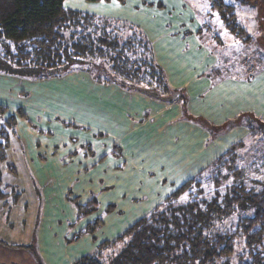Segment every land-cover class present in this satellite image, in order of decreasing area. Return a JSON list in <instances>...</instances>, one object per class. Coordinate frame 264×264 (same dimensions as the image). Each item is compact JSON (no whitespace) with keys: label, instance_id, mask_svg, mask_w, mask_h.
<instances>
[{"label":"trees","instance_id":"16d2710c","mask_svg":"<svg viewBox=\"0 0 264 264\" xmlns=\"http://www.w3.org/2000/svg\"><path fill=\"white\" fill-rule=\"evenodd\" d=\"M67 1L0 0V75L42 81L87 65L89 73L94 68L98 74L94 79L100 85L172 101L176 93L167 87L150 39L138 25L71 9ZM211 1L220 20L247 42L235 7ZM9 109L0 103V165L7 161L16 135L17 118ZM17 116L25 118L26 113L20 108ZM247 118L264 133L263 120ZM243 147V141L232 145L115 240L73 264H264V160L245 167ZM6 197L0 171V202ZM97 204L76 205L78 219L95 212ZM118 245L119 252L105 259L104 252Z\"/></svg>","mask_w":264,"mask_h":264},{"label":"crops","instance_id":"0c3cea01","mask_svg":"<svg viewBox=\"0 0 264 264\" xmlns=\"http://www.w3.org/2000/svg\"><path fill=\"white\" fill-rule=\"evenodd\" d=\"M81 1L91 4L85 0ZM153 1L126 0L125 4L101 1L92 3V5L98 4L103 7L92 14L130 21L146 33L153 44L156 60L166 72L172 88L185 91L186 108L194 118L181 121V105L177 102L156 100L138 93H134L133 96L140 101V105L132 107L131 97L124 96L117 86H101L92 83V80L89 83L88 79L83 80V77L78 74H70L66 76V81L63 83L67 92H74L73 99L72 96L70 99L76 100L73 106L76 111L71 112L70 109H66L74 114L70 121L79 129L71 134L76 137L74 143H72L73 139L68 138L70 136H66L65 144L58 150L62 151L61 153H67L68 150L70 154H73L74 160H68L66 154L64 156L62 154L58 158L60 163L56 161L53 163L56 167H63V165L69 166L71 161H74L75 164L72 166L76 169L75 171L81 168L91 169L86 173L87 175L75 178V182L84 180L90 185L100 183L105 184L107 188L114 189L110 191L111 193L106 192L105 200L108 205H117L116 214L122 210L124 215L135 216V220H132L129 225L165 200L179 187V184H184L201 169L206 168L218 156L217 152L219 150L221 153L224 152L229 147L232 137L243 131L234 128L225 133H219L217 140L209 144L208 140L212 132L208 126L220 127L247 116L264 120V69L253 76L215 80L208 72L212 73L217 67L218 58L208 46L210 42L203 41L199 32L202 25L200 20L182 17L180 12L183 3L179 0H159L158 4L156 3L157 6ZM148 3L153 5L150 6ZM72 75H74L73 85L67 82ZM83 83L89 89L91 88L92 93L84 95L87 89L83 88ZM100 91L102 95L98 94ZM0 103L6 105L9 102L6 99ZM118 103L123 105L122 113L115 110V105ZM22 106L23 104L14 109L17 110ZM8 107L14 114L12 105L8 104ZM79 109L90 112V116L86 113L82 114ZM24 112L27 114L25 110ZM68 112L67 116L70 115ZM53 117L55 119V115ZM199 119L204 123L196 121ZM31 120L32 118L29 117L28 121ZM48 123L52 124V121L45 124ZM45 124L38 123L37 125L46 127ZM24 127L26 128L25 125ZM178 136H182L194 145L191 151L193 155L196 154L195 158H192L193 155H187V159L183 157L180 160L178 154L183 149H180L182 145L177 144ZM115 145L122 150L120 156L114 154ZM26 151L29 153L28 148ZM212 152L213 155H211ZM37 153L36 159L40 158ZM54 156L52 153L50 159L42 158L45 161L43 164L37 163L38 161L34 156L31 157L30 153L28 159L31 162L35 161L32 167L38 166L43 169L52 164ZM182 160H187L188 163L181 166ZM44 177L46 192L50 176L45 175ZM73 182V180L68 181V184L71 185ZM132 187H135L134 190ZM140 199L148 201V206L146 201L136 203ZM63 207L65 208L60 210L58 216L62 214L64 216L67 213L68 216L75 215L76 209L72 206L67 204ZM43 215L52 217L56 214L44 212ZM109 217L106 220L112 219ZM65 220L67 218L63 217L59 221L62 225L54 226L61 227V230L65 231L66 227L63 226ZM108 225L106 226L108 235L119 230V228L116 230L109 228ZM47 227L49 230L53 229L52 224ZM78 228H83V225L80 223ZM65 234L66 232L60 239L59 236L49 231L44 236L46 237L45 242L41 239L43 241L41 247L57 245L58 242V246L62 243L64 245L62 240L67 236ZM96 245L91 238L84 237L79 243L72 244V248L77 249H72L71 259H46L47 264H73L80 254L85 251L92 252ZM73 250H78L76 255ZM68 255L66 256L69 257Z\"/></svg>","mask_w":264,"mask_h":264},{"label":"rangeland","instance_id":"374dc122","mask_svg":"<svg viewBox=\"0 0 264 264\" xmlns=\"http://www.w3.org/2000/svg\"><path fill=\"white\" fill-rule=\"evenodd\" d=\"M158 1L159 0L153 1L155 6H157L156 3ZM179 1L183 3V8L180 12L182 17L200 20L202 25L199 32L203 37V41L210 42L208 46L216 53L218 65L214 68L212 73L211 71L208 72L215 80L229 77L238 78L241 76H253V74L264 69V0H253L254 2L252 4H245V0H224L225 3L235 7L237 25L240 28L242 27L245 31L244 33L242 32L244 38L247 39V37H249L247 42L232 33L220 20L218 12L212 9L213 5L211 0ZM248 1L251 2V0ZM255 1L259 3V6H256ZM66 3L71 9L90 14L100 11L103 8L102 5L87 4L81 0H68ZM150 43L153 47L151 40ZM155 61L158 64L156 56ZM88 67L87 65L80 66L75 72L72 71L63 76L52 77L42 81L25 80L21 78H14V80H12L13 78H8L5 75L0 76V101H6L7 99L9 103H6V105L8 106V104H11L13 109L23 104L22 108H20L22 111L25 110L27 112V116L21 118L17 116V110L20 108L12 111L14 114L11 115L17 118L16 135L11 138V145L7 151V161L0 165L3 188L7 195V197L0 202V264H47L46 259H71L72 256L70 254L72 249H77L72 248V244L79 243L84 237L91 238L94 245L97 244L96 248L90 253L85 251V253L80 254L78 257L80 258L93 253L100 245L102 246L104 242L115 240L124 230L131 226L129 225L131 221L135 220V216L131 217L129 214L124 215L122 210L116 214L117 205L107 204L108 202L105 200V194L106 192L108 193L114 190L111 187L107 188L105 184L100 183L99 185H90L84 180L78 183L75 182V178H79L81 175L82 177L83 175H87L86 173L90 172L91 169L81 168V170L75 171L76 169L72 166L75 164L74 161H71L69 166L63 165L64 168L53 165V163L56 162L60 163L58 158H60L62 154L63 156L66 154L68 160H74L73 154H70L68 150V154L64 152L61 153L62 151L60 152L58 148L65 144L66 136H70L68 138L70 140L73 139L72 143H74L76 137L75 135L71 136V134L79 129L76 124L70 121V118L74 115L71 114V112L76 111L73 109L76 100L70 99V96H72L73 99L74 92H67L63 82L66 81V76L78 74V76L83 77V80L88 79L89 83L92 80V83L99 84L95 80L98 74L94 68L89 73L87 70ZM162 70L164 71L163 68ZM164 74L166 76L167 87L176 93H170L172 99L171 103L177 102L181 105L182 112L180 120L186 121L194 118L192 117V113H189L186 108L187 101L185 91L172 88V83L168 81L165 71ZM67 82L73 85L74 75L68 78ZM82 86L83 88L85 87L88 92H86L87 94L84 93V95L92 93L91 88L89 89L87 85L85 86L83 83ZM116 89L118 88L116 87ZM158 90L162 95H165L166 91L164 88H158ZM102 91L98 92V94L100 93L99 95H102ZM120 91H122V94L124 93V96L131 97L132 107L140 105V101L133 96L134 93L125 92L121 89ZM5 95L6 98H4ZM66 108L68 110L70 109L69 111L71 112H68ZM80 110L81 109H79V111ZM115 110L122 113L124 110L123 105L120 103L116 104ZM67 112L70 114L69 116L66 115ZM80 112L90 116V112L84 109ZM53 115H55L56 120ZM29 117L32 118L30 122L28 121ZM239 119L240 120L237 119L232 121L233 125L230 126L227 124L220 127L208 126L212 132L208 143L210 144L217 140L219 133L222 134L234 128L242 129L244 132L242 131L240 134L234 135L229 141L230 144L228 143L229 147L227 149L243 141L244 147L241 153L245 159V163L243 162V164L246 167L250 163L259 162L261 159L264 160V133L258 129V125L254 123L253 119L247 117ZM33 121L42 124L52 121V124L48 123L45 124L46 127H43L44 125L38 126V123ZM196 121L204 123V121L200 119ZM21 123H23V125ZM66 123L68 124L66 125ZM34 124H36L38 128ZM251 127L254 128L252 132L250 130ZM177 138V144L182 145L180 149H183L178 154L180 160L183 157L187 159V155L192 156L191 150L194 145L188 140L183 139L182 136H178ZM231 142L233 144H231ZM68 144L70 143L68 142ZM27 148L31 157L34 156L35 159L37 158L36 153L38 152L37 154H39L40 158L36 159L38 161L37 163L43 164L45 161H43L42 158L50 159L52 153L55 155V158H53L52 162L50 160L52 164L46 168L44 167L42 169L38 166L32 167L31 165L35 163V161L31 162V160L28 159L29 153L26 151ZM115 148H118L117 152L120 156L122 150L117 145H115ZM227 149H225L224 152ZM224 152L221 153L219 150L217 152L218 156L215 159ZM213 154L212 152L211 155ZM195 157L196 154L192 156V158ZM215 159H213V161ZM187 163V160H182L180 165L183 166ZM123 169L124 168H122V170ZM250 171L253 173L255 172L254 169ZM252 172H250V174ZM43 174H45L46 177L50 176L49 183H47L49 188L47 187L46 192V185L44 184L45 175ZM179 175L180 173L177 176L179 177ZM262 176L264 178L263 174ZM72 180L74 181L73 184L69 185L68 181ZM59 182L61 184H59ZM180 186H182V184H179V187ZM129 187L131 188V184ZM134 188L135 187H132V190H134ZM100 199L102 201H100ZM94 200L98 202L97 205H93V208L96 209L95 212L87 217L78 219L79 215L75 206L78 204L82 206L88 205ZM144 201L140 199V201L136 203H143ZM146 202L148 206V201ZM67 204L76 209L75 215L68 216L67 213V215L65 214L64 216L63 214L58 216L60 210L65 208L63 206ZM111 206H113V208ZM44 212H46V214L50 212L56 215L52 217L48 215L44 216ZM112 214H115V216ZM109 216L112 217V219H109L111 221L106 220ZM63 217L67 218V220H65L66 222H63V226L66 227L65 231H63L66 232L65 235H67L65 239L63 238L62 240L64 241V245L62 243L58 246V242L57 245H50L45 248L41 247L43 241L45 242L46 240L44 236H46L49 231L62 239L61 236L64 232L61 230V227L56 228L54 225H62V222L59 221ZM106 221L108 223L110 222V224L108 225ZM80 223L83 225V228H78ZM49 224H52L53 229L49 230V227H47ZM107 225L109 228H113L114 230L119 228V230L117 232L115 231L116 233H110L108 235V229H106ZM89 229H94L95 233H88ZM84 231H86V234L80 235L81 232ZM41 239H43V241ZM119 250V245L117 248H110L109 251L104 252L105 259L110 255H116ZM76 251L78 250L74 251L75 255L77 254Z\"/></svg>","mask_w":264,"mask_h":264},{"label":"snow or ice","instance_id":"6c2138e0","mask_svg":"<svg viewBox=\"0 0 264 264\" xmlns=\"http://www.w3.org/2000/svg\"><path fill=\"white\" fill-rule=\"evenodd\" d=\"M113 3L115 4V0H113Z\"/></svg>","mask_w":264,"mask_h":264}]
</instances>
